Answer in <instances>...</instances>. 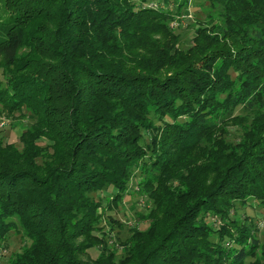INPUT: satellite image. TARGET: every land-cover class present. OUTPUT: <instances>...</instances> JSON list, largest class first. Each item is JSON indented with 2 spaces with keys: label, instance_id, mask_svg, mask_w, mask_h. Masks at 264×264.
Wrapping results in <instances>:
<instances>
[{
  "label": "trees",
  "instance_id": "obj_1",
  "mask_svg": "<svg viewBox=\"0 0 264 264\" xmlns=\"http://www.w3.org/2000/svg\"><path fill=\"white\" fill-rule=\"evenodd\" d=\"M207 1L220 20L181 48L189 0H0V108L31 120L0 138V247L27 241L8 264H109L97 192L134 179L148 221L122 261L264 264L231 214L264 208V0Z\"/></svg>",
  "mask_w": 264,
  "mask_h": 264
},
{
  "label": "rangeland",
  "instance_id": "obj_2",
  "mask_svg": "<svg viewBox=\"0 0 264 264\" xmlns=\"http://www.w3.org/2000/svg\"><path fill=\"white\" fill-rule=\"evenodd\" d=\"M214 5H209L207 0H189L188 7L185 12L179 15L171 22V26L179 34V46L186 48L192 44L193 29L203 25L204 22L211 19L215 22L220 20L218 11ZM237 121V120H236ZM236 121L228 122L227 126H232ZM27 123L31 120L27 116L19 115L18 113H9L0 108V138L4 142L13 143L18 148H21L19 136ZM231 129V128H230ZM135 179L131 181L126 194L121 202H110L113 194V189L110 187L107 190L97 192L98 195L104 198V204L99 208L101 213L100 228H103L105 234L101 233V229L93 232V236L98 239L100 245H106L103 250V256L110 260L109 264H127L122 261L123 255L121 248L124 241L129 236V229L138 228L142 230L146 227L148 219L146 216L149 212L150 201L142 195L134 192ZM235 218L250 220L256 230L259 239L264 237V208L259 207L256 203L246 204L245 206L237 203L234 204L233 210ZM145 220V221H142ZM209 224L214 223L215 227L221 225L222 221L209 219ZM212 220V221H211ZM148 221V220H147ZM81 239H78L80 242ZM27 243L22 236L20 227L12 228L6 236V240L0 247V264H8L11 256L20 251L21 247ZM98 249L91 248L87 255H79V259L88 264H98L95 259L98 257ZM108 264V263H106Z\"/></svg>",
  "mask_w": 264,
  "mask_h": 264
}]
</instances>
